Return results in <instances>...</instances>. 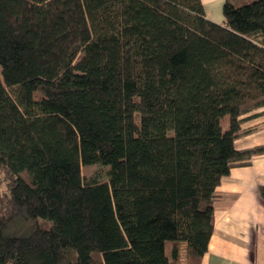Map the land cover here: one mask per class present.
<instances>
[{"label": "trees", "instance_id": "obj_1", "mask_svg": "<svg viewBox=\"0 0 264 264\" xmlns=\"http://www.w3.org/2000/svg\"><path fill=\"white\" fill-rule=\"evenodd\" d=\"M223 14L0 0V264H183L181 242L200 264L216 188L264 153L235 144L264 107V0Z\"/></svg>", "mask_w": 264, "mask_h": 264}, {"label": "crops", "instance_id": "obj_2", "mask_svg": "<svg viewBox=\"0 0 264 264\" xmlns=\"http://www.w3.org/2000/svg\"><path fill=\"white\" fill-rule=\"evenodd\" d=\"M202 2L210 20L224 22V0ZM257 111L261 113L243 124L244 128H257L235 140L238 149L264 144V107ZM263 184L264 153L254 156L249 165L234 167L222 179L216 188L214 230L200 264H264V200L260 194ZM172 247V243L166 246L171 259ZM187 254V243L181 242V263L188 262Z\"/></svg>", "mask_w": 264, "mask_h": 264}, {"label": "rangeland", "instance_id": "obj_3", "mask_svg": "<svg viewBox=\"0 0 264 264\" xmlns=\"http://www.w3.org/2000/svg\"><path fill=\"white\" fill-rule=\"evenodd\" d=\"M224 127H227V117L223 119ZM83 174L86 178L95 177L96 179L99 178L100 180H107L108 179V167L101 165V164H92V165H84L82 167ZM168 243L167 245H169ZM169 247H167L169 253Z\"/></svg>", "mask_w": 264, "mask_h": 264}]
</instances>
